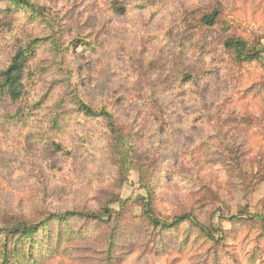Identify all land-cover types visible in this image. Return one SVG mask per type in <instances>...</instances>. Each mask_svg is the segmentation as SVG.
Segmentation results:
<instances>
[{
    "label": "rangeland",
    "instance_id": "rangeland-1",
    "mask_svg": "<svg viewBox=\"0 0 264 264\" xmlns=\"http://www.w3.org/2000/svg\"><path fill=\"white\" fill-rule=\"evenodd\" d=\"M31 1L42 15L0 0V70L18 47L38 40L25 97L16 104L0 97V220L15 216L36 222L49 211H98L107 202L121 211L113 239L107 225L82 221L69 222L64 234L51 239V247L40 236L38 264H264L263 251L250 258L259 223L254 228L249 222L219 218L248 205L250 214L264 220L261 182L248 192L243 189L252 182L249 165L244 164L241 183L221 163L214 164L209 187L200 194L192 173L180 168L189 147L202 141L217 146L225 139L215 121L208 124L204 118L195 128L187 126L201 98L227 95L232 104L219 117L235 108L237 116L230 117L235 126L244 119L242 105L252 111L251 125L264 122V94L259 91L264 81V0H122L127 3L123 14L110 13L107 5L113 0ZM212 7L222 11L221 19L236 35L248 44L259 43L261 61L234 66L223 49L227 32L222 26L192 28L193 18ZM187 73L204 77L183 84L180 77ZM70 83L90 104L114 106L117 124L130 139L125 181L120 182L117 164L108 156L100 121L75 112ZM248 86L253 93L242 98ZM37 99L39 106L33 107ZM22 110L30 114L26 123L7 121L9 114ZM36 110L65 115L61 138L69 155L55 153L38 139ZM204 150L194 152L201 161L207 158ZM148 194L164 218L190 210L206 226L220 224L227 230V245L218 246L216 255L188 223L173 231L146 230L138 198ZM114 198L125 200L122 209Z\"/></svg>",
    "mask_w": 264,
    "mask_h": 264
},
{
    "label": "trees",
    "instance_id": "trees-1",
    "mask_svg": "<svg viewBox=\"0 0 264 264\" xmlns=\"http://www.w3.org/2000/svg\"><path fill=\"white\" fill-rule=\"evenodd\" d=\"M12 6H21L27 9L34 15H42V8L33 3L31 0H5ZM126 1L113 0L108 6L110 13L123 14L126 11ZM222 11L217 7H212L200 13L196 19V25L192 28L197 30L211 29L216 26H222L227 32L226 36L222 40L223 49L230 56L232 63L235 65H241L246 62H257L263 58L262 50L259 48V43L255 42L253 45L248 44L241 36L235 34V30L229 26L230 24L221 19ZM37 41H30L25 47H18L11 55L8 63L4 68L0 70V97L4 100L9 101L13 104L19 103L23 100L26 95V80L28 76H31L32 70H30L29 61L35 54V48L37 47ZM57 40H55L56 43ZM88 44V43H83ZM55 49V48H54ZM57 50V49H55ZM264 71V64L262 66ZM202 77L195 76V74H183L180 77V81L183 84H193L199 82ZM200 78V79H198ZM209 82V81H208ZM74 88L72 91V104L77 114H82L87 120H98L100 121L103 129L105 130L107 146L110 151L109 155L112 159L114 158L117 164V171L120 174V182L127 179V171L129 158L132 157L130 148V139L125 137L123 132L118 126L113 105L103 104L102 106H94L90 102L83 99L78 91L75 89V84L70 83ZM62 88H59L60 92ZM259 91L264 94V81L259 86ZM225 93V92H224ZM253 93V89L248 86L243 94L242 98L248 94ZM255 93V92H254ZM227 95L223 96V93L214 97L213 100L210 98H201L200 109L197 114L193 115L187 122V126L195 128L197 121L206 119V123L212 124L216 122L217 132L221 133L224 129L225 138L224 141L214 145L208 141H202L198 147L197 145L192 148H188L184 154L187 155L188 160L181 163L180 168L183 172L192 173L190 176L193 182L197 186V193L200 194L203 190L207 189L209 183L213 178L212 168L214 164L221 163L222 169L225 172L236 174L241 183L245 180L244 177V164H248L251 170L249 176L250 181L243 188L246 192L253 189L254 186L260 182H264V122L258 125H251L252 111L246 110L245 106L240 109L241 117H244L240 123V128L235 121L230 118L231 116H237L235 114V108L226 112L228 116H223V110L228 108L232 103L226 99ZM58 100L62 97L58 96ZM211 101V102H210ZM39 99L32 102L33 107H37ZM60 102H55V106H59ZM239 105V103H237ZM30 109L29 111H34ZM261 111L264 114V107H261ZM37 113L35 119L37 122L38 139L47 142L51 146L53 151L57 154H67L71 152L64 146L61 135L63 133V123L65 115L60 117L55 111L52 113L45 114L36 110ZM40 113V115H38ZM28 113L23 110L21 112L13 113L6 117L7 121L12 124L26 123L24 120ZM247 117V118H246ZM32 121V120H31ZM234 128V129H233ZM239 128V129H238ZM233 129V130H232ZM240 134L239 138H232L231 135L238 137L233 134ZM249 133V135L247 134ZM59 137V138H58ZM59 139V140H58ZM204 148V154H206V160L201 161V157H196L194 152L196 149L201 150ZM190 154V155H189ZM203 154V155H204ZM189 155V156H188ZM255 167V169H254ZM255 170V171H254ZM148 189V188H147ZM210 189V188H209ZM244 191V190H243ZM113 201H118L122 207L125 205V200L121 201L119 198H114ZM112 202V200H111ZM138 202L140 203L142 219L146 223V230L151 228L153 230H159L161 232L173 231L177 229L180 224L188 223L190 226L195 228L198 234L205 236L206 240L213 245L214 253L217 255L218 246H226L225 242L227 236V230H225L220 224L217 228H211L213 226H206L200 222L196 215L190 210L175 214L171 218H164L160 216L154 208L153 199L148 194L146 197L139 196ZM102 207L98 211L89 210H77L70 209L64 211H49L41 219L36 222L27 220H21L15 216H4L0 220V264H27L28 262H34L38 264V253H41L39 246L41 243H45L46 246L51 247L54 242L51 240L54 235L64 234V230L69 226L71 221H82V222H94L101 225H107V230L110 229L109 238L113 239L116 235V223L121 217V211H114L108 205ZM259 214H250L248 212V205L242 206L235 214L224 216L219 215L221 220L229 221L231 224L237 222H249L251 227L257 228V222L259 232L256 234L255 244L250 254V258L257 259L264 252V220L259 219ZM257 221V222H256ZM55 229V231H54ZM40 236H44V240L40 242ZM187 240V237L184 241ZM112 241L109 242L108 246H111ZM217 260V259H216ZM232 260L235 262L234 257ZM28 261V262H27Z\"/></svg>",
    "mask_w": 264,
    "mask_h": 264
},
{
    "label": "crops",
    "instance_id": "crops-1",
    "mask_svg": "<svg viewBox=\"0 0 264 264\" xmlns=\"http://www.w3.org/2000/svg\"><path fill=\"white\" fill-rule=\"evenodd\" d=\"M258 187H260L259 189L263 190L262 193H264V182H261V183L258 185ZM262 193H261V194H262Z\"/></svg>",
    "mask_w": 264,
    "mask_h": 264
}]
</instances>
